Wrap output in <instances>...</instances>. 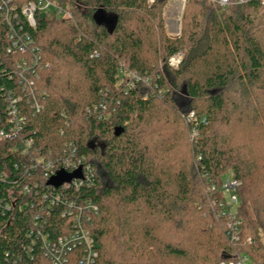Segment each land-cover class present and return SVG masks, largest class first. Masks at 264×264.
<instances>
[{"label":"trees","instance_id":"trees-1","mask_svg":"<svg viewBox=\"0 0 264 264\" xmlns=\"http://www.w3.org/2000/svg\"><path fill=\"white\" fill-rule=\"evenodd\" d=\"M1 1L0 130L14 126L9 95L20 98L23 120L14 137L0 141V264H52L30 234L39 230L54 242L73 232V216L65 214L70 202L75 212L87 204L98 208L85 212L94 264H219L239 255L264 264L261 3L231 0L221 8L187 0L180 36L172 38L163 23L170 0L153 6L50 0L72 10L76 22L37 12L34 28L21 9L36 0H9L12 25L28 47L21 53L7 37ZM181 52L179 67L168 66ZM32 58L39 59L35 67L28 63L32 88L38 100L44 97L38 114L17 68ZM182 83L196 121L188 122L189 112L175 102L174 88ZM29 142L27 154L18 150ZM71 145L82 165L93 168L92 182L79 189L49 186L33 166H57ZM225 177L242 183L238 244L228 241L210 191ZM82 253V247L72 250L69 264H79Z\"/></svg>","mask_w":264,"mask_h":264},{"label":"built area","instance_id":"built-area-1","mask_svg":"<svg viewBox=\"0 0 264 264\" xmlns=\"http://www.w3.org/2000/svg\"><path fill=\"white\" fill-rule=\"evenodd\" d=\"M149 6H153L158 0H146ZM187 0H182V3L185 5ZM212 3L220 6L221 8H225L230 5L231 0H209ZM261 3L264 7V0H256ZM2 8L5 10L3 12L2 20L8 26V34L7 37L10 41H12V49L15 51H19L21 53L27 52V45L23 41V37L17 33L15 28L12 25V17L10 14V1L2 0ZM237 4H242L244 0H235ZM53 11L55 14L62 15V10L56 7L50 0H36L29 2L24 5L21 9L22 15L25 17L26 22L32 28L36 26V13L37 12H49ZM28 39L27 37H25ZM34 51V50H33ZM184 58L183 52L178 53L172 56L168 61V66L171 68H178L180 63ZM28 63H31L33 67L37 66L39 63L38 58H32L31 62L23 61L22 64H18L17 68L20 72V84L25 86L26 94L30 97L31 107L34 114H38L42 110V100H38L36 98V94L32 88L33 86V76L35 71L32 67L29 66ZM28 73H31L28 76ZM30 77V78H29ZM134 78L139 81L140 78L134 75ZM20 98H15L14 96L9 95L7 98V112L10 118V122L14 125L10 132L0 130V141L6 138H12L14 135L20 131L22 128V124L20 121L23 118H20V110L18 107ZM188 122L196 121V117L194 113L189 112L188 114ZM202 123H206V118L201 120ZM198 136V130L196 126L191 131L192 140ZM31 145V142L27 143V145H20L18 150H21L23 154H27L28 147ZM69 158L64 159L57 166L52 162H47L45 164H41L40 162L37 165L33 166L34 169L40 168L45 178L50 179L55 176L58 171L64 170L65 172L72 174L81 170L82 177L73 179L70 183H65L62 185L67 188H76L79 189L83 185H89L92 182V174L93 168L91 166H84L80 159H77V149L71 145L69 147ZM242 183L240 180L233 177H225L222 180L220 186L212 185L210 187V191L214 198V206L218 210L219 216L226 219V237L228 241L233 244H238L241 242V221L239 219L238 207H239V195L238 191L241 187ZM19 194V193H18ZM17 194V195H18ZM57 201H59L60 196L56 197ZM74 203H68L67 214L68 216H73V226L74 231L69 235L64 237H59L56 241H50L46 236L41 234L39 230L36 232H32L30 237L33 238V234L37 235V238H40L42 242V248L45 255L49 258L52 264H69V253L76 249L82 247L83 255L79 264H94L97 258V252L94 250V240L91 236L90 231L87 228V224L91 222V218L85 214L88 213H97L98 208L92 204H87L84 207H78L75 212ZM39 221V219H37ZM251 243V240L248 241ZM219 264H251L249 257L246 255H239L233 258L232 261H221Z\"/></svg>","mask_w":264,"mask_h":264},{"label":"rangeland","instance_id":"rangeland-1","mask_svg":"<svg viewBox=\"0 0 264 264\" xmlns=\"http://www.w3.org/2000/svg\"><path fill=\"white\" fill-rule=\"evenodd\" d=\"M54 5L62 10V15L55 14L58 20L61 18H70L73 22H76V17L72 10L69 8L59 7L56 4ZM184 6L185 5L182 3V0H170L163 10L164 27L167 34L172 38L180 36L181 18ZM79 10L82 11V6L79 8ZM183 54L185 53L183 52ZM174 99L179 108L184 113L190 111V99L185 92L183 83L180 85V87L174 88Z\"/></svg>","mask_w":264,"mask_h":264},{"label":"water","instance_id":"water-1","mask_svg":"<svg viewBox=\"0 0 264 264\" xmlns=\"http://www.w3.org/2000/svg\"><path fill=\"white\" fill-rule=\"evenodd\" d=\"M82 177V172L81 170H78L75 173L69 174L65 172L64 170H60L57 172V174L53 177H51L48 181V185L59 188L65 183H70L73 179L81 178Z\"/></svg>","mask_w":264,"mask_h":264}]
</instances>
